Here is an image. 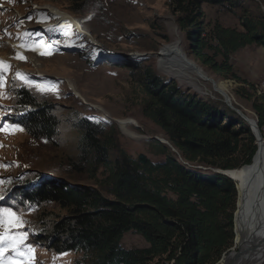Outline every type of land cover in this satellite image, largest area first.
I'll return each instance as SVG.
<instances>
[{"label":"trees","instance_id":"trees-1","mask_svg":"<svg viewBox=\"0 0 264 264\" xmlns=\"http://www.w3.org/2000/svg\"><path fill=\"white\" fill-rule=\"evenodd\" d=\"M71 1L77 5L73 10L81 13L86 0ZM167 3L195 58L240 84L237 93L251 101L262 128L264 95L238 73L232 57L246 46H264V13H251L245 0ZM204 5L241 11L240 28L207 21ZM141 60L123 66L141 71L140 111L165 134L170 146L152 138V147L164 158L140 164L121 146L113 124L106 130L103 123L84 116L76 125L80 135L72 164L78 171L90 167L93 176L100 169V187L39 173L35 182H24L27 187L15 198L28 206L54 203L65 211L43 209L38 241L60 253L82 251L79 264H216L236 236L238 183L214 170L248 165L257 151L256 138L229 106L183 90ZM16 102L13 123L35 139L57 140L61 120L52 103L39 101L25 87L18 89ZM128 231L140 234L147 246H122Z\"/></svg>","mask_w":264,"mask_h":264},{"label":"rangeland","instance_id":"rangeland-1","mask_svg":"<svg viewBox=\"0 0 264 264\" xmlns=\"http://www.w3.org/2000/svg\"><path fill=\"white\" fill-rule=\"evenodd\" d=\"M46 6L58 8L80 20L82 31L57 20ZM244 6L254 15L264 13L260 0H245ZM76 7L71 0H0V61L7 58L4 62L8 60L6 63L10 65L7 70L0 65V126L3 127L0 130V196H3L0 208L10 209L24 221L12 231L26 235L23 243L28 246H17L16 250L6 248L0 255V264H79L82 259V251L60 253L38 241L39 231L44 227L41 223L43 209L45 212L50 209L65 211L54 203L28 206L19 204L15 198L27 187L24 182H35L39 173L100 187L99 181L104 177L100 169L93 176L90 167L78 171L72 164L76 139L80 135L76 126L80 118L85 116L101 122L106 130L113 124L121 146L133 158L138 159L141 153L152 161L164 158L163 154L155 152L152 138L157 136L166 140L165 134L140 111L142 94L138 78L141 71L124 64L136 65L141 60L138 58L145 56L147 60L141 62L146 61L156 73L170 79L171 74L160 68L156 53L180 42L188 59L219 82L234 106L258 120L251 101L237 93L240 84L223 78L195 58L167 0H86L81 13L73 10ZM204 11L207 21L218 20L223 25L239 27L241 11L234 14L210 5H204ZM31 40L39 44L36 50L28 48L19 52L26 59L16 58L18 51L12 45L18 41L28 45ZM17 72L25 74L31 86L24 78L17 77ZM174 80L183 90L225 104L211 81L196 80L192 84L190 80L177 77ZM37 84L52 85L55 90L42 92L35 87ZM21 87L57 109L61 123L55 142L35 139L11 121V114L17 111V91ZM125 119L132 122L127 125V130L117 123ZM102 191L110 196L104 188ZM235 235L228 250L237 251L234 243L238 239L237 227ZM121 244L124 247L147 246L144 238L134 231L126 232ZM29 248L34 251L30 252ZM149 264L162 262L155 260Z\"/></svg>","mask_w":264,"mask_h":264},{"label":"bare ground","instance_id":"bare-ground-1","mask_svg":"<svg viewBox=\"0 0 264 264\" xmlns=\"http://www.w3.org/2000/svg\"><path fill=\"white\" fill-rule=\"evenodd\" d=\"M46 7L51 14L57 17V20L66 22L69 25L71 24L78 30L82 31V22L80 20L75 19L70 14L63 12L58 8L52 6ZM89 39L93 41L91 37H89ZM22 45L24 47H21ZM12 46H14L18 52L23 53L28 48L35 49V47L39 46V44L34 42V40H31L28 45L18 41ZM179 53L182 54V57ZM156 56L160 59V68L170 73V78L175 79L177 77L180 79L190 80L192 81V84L196 80H203L206 82L211 81L213 89L219 94H221L220 92L222 90L225 91L224 88H220L218 81L209 76L208 77L210 79H205L204 75L200 73L198 68L185 61V58L188 61L191 60L188 59L186 54L183 52L180 42L173 43L170 46H165L159 53H156ZM6 59L7 58L3 59V61ZM6 62H8V60ZM255 88L259 94L264 95V80H261ZM117 123L120 124L122 128L127 130V125H130L132 122L125 119L118 120ZM228 173L237 181L239 193L237 205L238 209L235 216V234L237 227L238 239H235V244L238 245L241 242L244 230L255 229L250 243L251 246L254 245L255 247L253 249H249L246 255L239 260L238 264H261L264 261V152L260 151L257 153L248 165L235 168ZM256 224L259 225V228L255 227Z\"/></svg>","mask_w":264,"mask_h":264},{"label":"water","instance_id":"water-1","mask_svg":"<svg viewBox=\"0 0 264 264\" xmlns=\"http://www.w3.org/2000/svg\"><path fill=\"white\" fill-rule=\"evenodd\" d=\"M89 37H91V36H89ZM179 55L182 57V54L179 53ZM183 57H185V56H183ZM185 61L189 62L194 67L198 68L200 73L204 75L205 79H210L196 63H194L193 61H188V60H186V58H185ZM220 93L224 98L225 104L227 106H229L231 109H233L234 111H236L248 123L251 131L253 132V134L257 140V143H256L257 144V151H256L255 155L257 153H259L260 151L264 152V147H263V142H262L263 135L261 132V128L259 127V125L257 123L258 121H256L255 119L249 118L243 111H241L239 108L235 107L233 102H232V99H231L230 95L227 93V91L222 90ZM153 138L170 146L169 142L167 140H164L163 138H160L157 136L153 137ZM173 151H175V149H173ZM254 156H253V158H254ZM253 158H252V160H253ZM137 160L140 164H145L147 161V156L144 153H141V154H139ZM231 170H234V169H215L214 171L228 176L236 184L235 179L232 176H230L228 173ZM236 189H237V199H238L237 184H236ZM237 204H238V202H236V206H237ZM236 210L234 212V226H235ZM255 227L259 228V225L256 224ZM254 230H255L254 228L244 230L242 233L243 237L241 238V242L238 245L235 244V246L237 247V251H234V249L226 250L224 252V254L222 255V257L220 258V260L216 264H238L239 260L244 256V254L247 253V251L249 249H253L255 247L254 245H252V246L250 245ZM234 233H235V230H234ZM234 243H236V240H234Z\"/></svg>","mask_w":264,"mask_h":264},{"label":"snow or ice","instance_id":"snow-or-ice-1","mask_svg":"<svg viewBox=\"0 0 264 264\" xmlns=\"http://www.w3.org/2000/svg\"><path fill=\"white\" fill-rule=\"evenodd\" d=\"M21 47H24V46L22 45ZM32 50H36V49H32ZM41 54H45V53L42 52ZM16 58L26 59V57H23L22 55H20L19 52ZM0 65H2L5 70H7L10 67V65H8L4 61H0ZM16 75L17 77L24 78L26 82L29 83V85L31 86V81L29 78L25 76V74L17 72ZM35 87L42 92L55 90L54 86L52 85L48 87H44L42 85L37 84L35 85ZM0 130H3L2 126H0ZM19 130H22V129H19ZM3 167H8V166L4 165ZM0 199H3V196H0ZM23 223L24 221H22L18 216H16L15 212L11 211L8 208H0V228L3 229V231L0 232V255L3 254L6 248H12L13 250H16L17 246L22 247V248L28 247L27 245L23 243L24 240H26L27 238L26 235L14 233L12 231L14 228L20 227ZM28 250L30 252L34 251L30 248Z\"/></svg>","mask_w":264,"mask_h":264},{"label":"crops","instance_id":"crops-1","mask_svg":"<svg viewBox=\"0 0 264 264\" xmlns=\"http://www.w3.org/2000/svg\"><path fill=\"white\" fill-rule=\"evenodd\" d=\"M232 62H235L238 73L255 86L264 80V46H246L232 57Z\"/></svg>","mask_w":264,"mask_h":264},{"label":"built area","instance_id":"built-area-1","mask_svg":"<svg viewBox=\"0 0 264 264\" xmlns=\"http://www.w3.org/2000/svg\"><path fill=\"white\" fill-rule=\"evenodd\" d=\"M264 130V128L262 127L261 128V131H263ZM263 135V134H262ZM263 146H264V135H263Z\"/></svg>","mask_w":264,"mask_h":264}]
</instances>
